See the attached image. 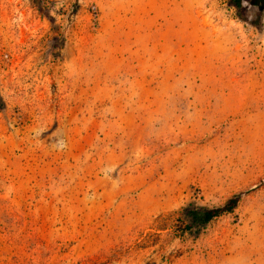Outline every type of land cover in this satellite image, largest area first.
Masks as SVG:
<instances>
[{
    "label": "rangeland",
    "instance_id": "374dc122",
    "mask_svg": "<svg viewBox=\"0 0 264 264\" xmlns=\"http://www.w3.org/2000/svg\"><path fill=\"white\" fill-rule=\"evenodd\" d=\"M242 5L0 0V264H264V1Z\"/></svg>",
    "mask_w": 264,
    "mask_h": 264
},
{
    "label": "trees",
    "instance_id": "16d2710c",
    "mask_svg": "<svg viewBox=\"0 0 264 264\" xmlns=\"http://www.w3.org/2000/svg\"><path fill=\"white\" fill-rule=\"evenodd\" d=\"M231 6L236 9L240 16L244 11L243 0H228ZM264 1V0H262ZM239 195H233L220 207L214 208H195L186 206L180 209L175 219L174 233L177 235H197L213 219L219 217L225 212H230L237 206Z\"/></svg>",
    "mask_w": 264,
    "mask_h": 264
}]
</instances>
